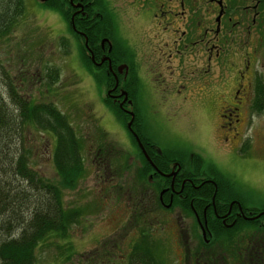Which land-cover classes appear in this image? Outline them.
I'll return each instance as SVG.
<instances>
[{
    "label": "flooded vegetation",
    "instance_id": "af4514ba",
    "mask_svg": "<svg viewBox=\"0 0 264 264\" xmlns=\"http://www.w3.org/2000/svg\"><path fill=\"white\" fill-rule=\"evenodd\" d=\"M34 1L68 54H82L87 78L100 88L99 119L111 116L125 129L135 152L128 158L153 209L174 212V226L191 220L197 244L184 246L183 259L248 264L256 252L264 264V207L247 205L239 187L197 153L160 147L147 119L218 103L224 146L239 144L245 116L264 112V0ZM257 93L263 104L255 110ZM170 101L180 111L163 110ZM182 228H174L175 239Z\"/></svg>",
    "mask_w": 264,
    "mask_h": 264
},
{
    "label": "rangeland",
    "instance_id": "374dc122",
    "mask_svg": "<svg viewBox=\"0 0 264 264\" xmlns=\"http://www.w3.org/2000/svg\"><path fill=\"white\" fill-rule=\"evenodd\" d=\"M23 3L12 33L0 37V78L6 72L24 98L50 101L65 114L79 141L83 163L82 175L74 186L61 191V203L81 213L67 230V238L59 241L61 245L68 242L72 253L65 260L57 247L39 244L34 264H85L98 253L108 263L125 264L131 247L140 238L149 245L158 264H189L182 255L184 246L197 244L191 220H177L174 226V212L163 215L153 209L154 199L144 195L134 161L128 158L135 152L125 129L111 116L103 122L99 119L100 88L87 78L77 54H68L62 39L50 30L52 20L38 17L35 1ZM216 104L207 102L193 108L187 104L181 115L148 116L151 135L158 139L160 147H184L216 165L239 187L247 205L264 207V112L245 116V126L243 119L237 128L241 133L239 144L235 145L234 140L235 146L227 147L222 132L217 130L220 118ZM179 107L177 101L162 103L163 110L180 111ZM25 132L28 164L38 175L55 181L58 177L50 161L52 136L31 128ZM229 140L230 137L227 144ZM241 145L247 147L243 149ZM180 226L183 228L175 239V229Z\"/></svg>",
    "mask_w": 264,
    "mask_h": 264
},
{
    "label": "trees",
    "instance_id": "16d2710c",
    "mask_svg": "<svg viewBox=\"0 0 264 264\" xmlns=\"http://www.w3.org/2000/svg\"><path fill=\"white\" fill-rule=\"evenodd\" d=\"M22 4L23 0H0V37L12 33ZM81 57L79 54L78 58ZM3 75L0 78V264H34V252L39 244L57 247L67 260L72 246L68 242L61 245L59 241L67 238V230L81 213L76 207L61 203V191L71 189L82 175L79 141L65 114L54 108V104L24 98L7 73L3 71ZM259 96V93L255 96V110L263 104ZM28 128L52 136L50 161L58 177L55 181L38 175L28 164L30 153L24 140ZM131 248L125 264H158L143 238ZM223 249L224 253L235 254L231 246ZM251 256L248 264H257L256 252ZM104 258L98 253L85 264H112Z\"/></svg>",
    "mask_w": 264,
    "mask_h": 264
}]
</instances>
